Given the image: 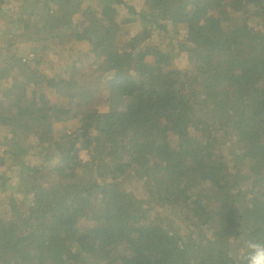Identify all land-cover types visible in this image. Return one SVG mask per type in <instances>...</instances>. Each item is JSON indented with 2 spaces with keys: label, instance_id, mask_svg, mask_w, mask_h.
<instances>
[{
  "label": "trees",
  "instance_id": "1",
  "mask_svg": "<svg viewBox=\"0 0 264 264\" xmlns=\"http://www.w3.org/2000/svg\"><path fill=\"white\" fill-rule=\"evenodd\" d=\"M9 1L0 29L16 27L0 39L38 26L45 36L26 46L49 41L58 52L18 50L20 40L0 51V169H21L0 191V264H242L237 240L264 241V0H210L188 13L194 0H146L135 12L146 37L130 51L112 22L123 0L43 7L39 18L33 0ZM177 24L187 28L177 48L192 52L175 67L150 44L153 30ZM63 119L78 121L73 140L39 156L42 128ZM219 140L236 143L232 162L215 157ZM136 189L149 209L133 203ZM163 210L203 233L159 224ZM226 240L227 260L202 253Z\"/></svg>",
  "mask_w": 264,
  "mask_h": 264
},
{
  "label": "rangeland",
  "instance_id": "2",
  "mask_svg": "<svg viewBox=\"0 0 264 264\" xmlns=\"http://www.w3.org/2000/svg\"><path fill=\"white\" fill-rule=\"evenodd\" d=\"M8 3V0H4ZM16 0H10L9 2H13ZM34 1V7L33 9H31V15L39 18L41 15H44V13H42L40 10L41 8L45 7V8H50L51 10L54 11V13H61L62 9L59 7V5L61 6L62 3L63 4H68V3H72L70 6V10L73 11V2L74 3H83L86 5H93V1L98 3H102V1L105 0H33ZM210 0H194L193 3L188 4L184 10L185 12H189L190 9L194 6H205L207 3H209ZM3 4L0 3V23L3 22V13L8 12V10L10 9V7H8V4ZM15 4V3H14ZM146 4V0H123V4L121 6L118 7V13L120 12V14L118 15V13H116L115 17L113 18L112 22H117L118 23V30L115 34L116 37V44H120L122 42L123 39H126V37L124 35H129L128 39L130 40H126L125 43L123 44V48L126 50L130 51V48L133 46V42L136 41V43H139V41L143 38L146 37L145 33L141 30H138L139 27L141 26L140 23H136L135 22V12L139 11L140 7H144V5ZM116 5V4H115ZM14 6V5H13ZM28 6H23L22 10L27 9ZM99 12H101L102 7H99ZM71 11H68L71 12ZM124 13V15L122 16V14ZM122 16V17H121ZM76 18V17H75ZM2 19V20H1ZM43 19H47V17H43ZM76 20H80L79 18H76ZM5 27L3 29H0V38L4 37V36H8V31L11 28H15V25H11V21L10 19L7 21H4ZM39 26L40 23H38ZM102 29V28H101ZM168 32L164 31H159V30H153V33H151V35L157 39V42L155 44H150L151 46H153V48L160 50L162 53H168L169 57L171 59L172 64L177 67L179 65L184 64L185 62H187V55L186 52H192V50H190V48H188L187 50L184 49V52H181L179 50V48H177V44H181V46H184V42H183V37L185 34H187V28L182 25V24H177L175 26H171L169 27V29H167ZM47 33V30H46ZM25 36H21V35H17L16 39H15V43L10 42V44L6 43V40L0 39V51H4V52H8V51H13L14 49H16V46L19 44V40L21 42H24L20 47H18L17 49H23L25 51L28 50H35L36 52L39 49H43V54H45L46 56L53 58L55 55L53 54V52L56 54L58 52V49L55 51L54 49V45L51 44V42L47 41V42H43L39 47H35V46H31V47H27L26 46V41L24 38H31V40H33V43H37V38L38 37H44L45 34L43 32H41V30L39 29L38 26H34L33 28H30V30L25 32ZM70 38V37H69ZM72 38V37H71ZM53 41V40H50ZM73 40H69V42H72ZM29 44V42H28ZM149 45L142 47L140 46L139 48L142 50V52H144L145 50H149L148 49ZM153 51V50H151ZM153 53L150 54V56ZM61 56V55H60ZM59 56V57H60ZM2 58V57H1ZM186 59V60H185ZM55 104L60 106V107H67L70 104V101L68 99H64V98H59L57 100H55ZM53 126H51L49 131H46L42 128L41 132L43 134V136H40L37 138L38 142H37V151L39 153V156H45V154H47V148L49 146V143L56 140L59 137H63V138H67L69 140H73L71 138H69V134L71 132H73V130L76 129L78 121L77 120H60V121H54L52 122ZM44 123H42L41 127L43 126ZM216 122L213 123V125L215 126ZM220 143L218 145L215 146L214 149V153H215V157H220L223 156L225 154L229 153V161H233L235 159V153L237 150V145L236 143L233 142H228L227 140L221 141L219 140ZM85 152H81L80 155L84 154ZM8 165H10V162L8 163ZM3 169H0V183H4L3 185H0V191L3 190L4 186H11L10 183H8L10 180H12L13 178H16L17 176L19 177V172L21 171L20 167H18V171H14V170H7L5 167H3ZM52 166L50 164H43L41 165L40 169L37 168V170H39L40 172L44 173L45 175H47L49 172H51ZM122 183L127 184L128 188L132 187V184L130 181L127 180V178H123L122 179ZM136 197L133 199V203L137 206L138 209H142V210H147L150 208L149 206V200L146 199L145 194L143 195L141 191H139L138 189H136ZM10 195V194H9ZM6 200L5 199H1L0 200V208H3L4 206H6ZM104 207V205H102V208ZM169 212H167V210H163L161 212V215H157V214H153L155 216L156 221L161 224L163 222L164 225H167L169 221L174 223V227L177 228L176 224L178 225L177 230H187L186 232L188 234H190L192 232L193 237L195 236V234H201L203 232L199 231V232H193L194 229V225L190 224L189 222H187L184 219L183 215H179L178 217H173V216H169ZM169 216V217H168ZM195 223H197V221H194ZM170 228V227H168ZM171 229V228H170ZM206 240H208L207 236H205ZM227 242L224 241V244L222 245H215L213 247L210 248H205L203 250L202 253L204 254H218L220 252L223 251L221 257L225 258L226 260L228 259L229 255H228V251L227 249H229V244H225ZM225 245V246H224ZM76 249H78L76 247ZM95 261H99L96 258L92 257V261H86L87 264L93 263ZM84 263V262H83Z\"/></svg>",
  "mask_w": 264,
  "mask_h": 264
},
{
  "label": "clouds",
  "instance_id": "3",
  "mask_svg": "<svg viewBox=\"0 0 264 264\" xmlns=\"http://www.w3.org/2000/svg\"><path fill=\"white\" fill-rule=\"evenodd\" d=\"M81 152L85 153L80 155ZM78 154L82 161L89 160V154L86 150H81ZM240 241H242V244L237 259L242 264H264V241L243 239V237L237 240V243H240Z\"/></svg>",
  "mask_w": 264,
  "mask_h": 264
}]
</instances>
